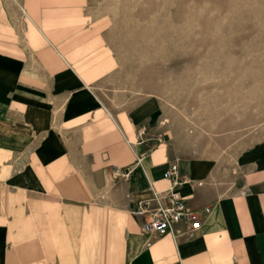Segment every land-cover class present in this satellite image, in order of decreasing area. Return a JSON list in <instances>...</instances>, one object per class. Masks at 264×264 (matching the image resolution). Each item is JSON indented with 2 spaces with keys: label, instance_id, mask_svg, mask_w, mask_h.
Here are the masks:
<instances>
[{
  "label": "crops",
  "instance_id": "0c3cea01",
  "mask_svg": "<svg viewBox=\"0 0 264 264\" xmlns=\"http://www.w3.org/2000/svg\"><path fill=\"white\" fill-rule=\"evenodd\" d=\"M114 36L105 0H0V264H264V137L189 156L158 100L133 101ZM173 165L210 213L144 235L132 211Z\"/></svg>",
  "mask_w": 264,
  "mask_h": 264
},
{
  "label": "rangeland",
  "instance_id": "374dc122",
  "mask_svg": "<svg viewBox=\"0 0 264 264\" xmlns=\"http://www.w3.org/2000/svg\"><path fill=\"white\" fill-rule=\"evenodd\" d=\"M105 6L115 22L124 86L136 104L158 100L177 146L231 163L233 145L263 139L264 0H105ZM242 177L235 170L232 182Z\"/></svg>",
  "mask_w": 264,
  "mask_h": 264
},
{
  "label": "built area",
  "instance_id": "2783aa9c",
  "mask_svg": "<svg viewBox=\"0 0 264 264\" xmlns=\"http://www.w3.org/2000/svg\"><path fill=\"white\" fill-rule=\"evenodd\" d=\"M129 174L123 175L127 179ZM172 181L170 188L155 193L149 201L137 202L132 215L141 219V230L144 235L159 238L166 235L178 237H194L201 229L203 217L210 213L193 210L187 200L182 198L178 190L188 183L181 180L178 166L173 165L165 174Z\"/></svg>",
  "mask_w": 264,
  "mask_h": 264
},
{
  "label": "bare ground",
  "instance_id": "6f19581e",
  "mask_svg": "<svg viewBox=\"0 0 264 264\" xmlns=\"http://www.w3.org/2000/svg\"><path fill=\"white\" fill-rule=\"evenodd\" d=\"M166 122H168V120Z\"/></svg>",
  "mask_w": 264,
  "mask_h": 264
}]
</instances>
